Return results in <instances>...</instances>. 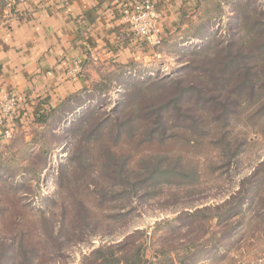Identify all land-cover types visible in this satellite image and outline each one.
Segmentation results:
<instances>
[{"label": "rangeland", "instance_id": "obj_1", "mask_svg": "<svg viewBox=\"0 0 264 264\" xmlns=\"http://www.w3.org/2000/svg\"><path fill=\"white\" fill-rule=\"evenodd\" d=\"M263 10L264 0H201L196 18L159 45L133 35L144 54L103 66L78 106L0 143V264H249L264 255V79L240 97L238 82L206 92L221 103L194 104L193 118L165 113V131L140 119L172 97L145 84L183 73L195 51L209 55L205 66L223 64L216 47L256 39L241 22ZM138 88L127 125L121 111Z\"/></svg>", "mask_w": 264, "mask_h": 264}, {"label": "crops", "instance_id": "obj_2", "mask_svg": "<svg viewBox=\"0 0 264 264\" xmlns=\"http://www.w3.org/2000/svg\"><path fill=\"white\" fill-rule=\"evenodd\" d=\"M140 1L17 0L8 7L0 0V95H17L20 125L78 106L100 81L103 66L125 67L144 54L123 17L126 4ZM152 2L161 13V37L192 22L201 5Z\"/></svg>", "mask_w": 264, "mask_h": 264}, {"label": "trees", "instance_id": "obj_3", "mask_svg": "<svg viewBox=\"0 0 264 264\" xmlns=\"http://www.w3.org/2000/svg\"><path fill=\"white\" fill-rule=\"evenodd\" d=\"M259 16H262L263 19L258 20L255 23L249 24L250 22L246 20L241 22V30H252L255 35H258L256 39H252L248 42L249 44H246L242 34V38L240 40H233L221 45L220 47H216V51L218 52L217 57L219 54L225 56L223 64L218 63L219 61L215 57L210 59V65L205 66V57H208L209 55H204L201 52L195 51L196 57L194 60L188 62V64H185L184 67L179 68L184 70L183 73L179 75L168 74L156 78L149 84L147 83L144 85L147 88L148 86L153 85L154 88H157L155 90H162L158 96L165 92L172 96L166 103L154 108L153 111L151 110L145 114H140V119L145 121L146 125L152 124V126H155L152 128V132L160 131L161 129L163 131L166 130L164 127V123L166 122L164 116L165 113H178V118L181 117V119H188L193 118V116L189 114L188 111L194 110V104L198 103L206 107L210 104L215 105L221 103L218 97H216V99H209V97L206 95V92L209 93L213 90H217V88H223L224 85L226 87H231L233 82H238V87H235L238 91V97L243 95L249 89L254 90L258 80L264 79V40L259 43V40L264 36V10L259 12ZM246 50L249 51L246 53ZM258 57H260L261 60H255ZM252 66H255V70ZM192 75H194V77H192ZM259 85L261 86L262 84L259 82ZM92 91L93 90H91V92ZM143 91L144 89L141 88L135 89V91L130 94L129 104L126 105L121 112L126 115V112L130 110L128 106H133L132 101L140 99L142 96L141 93ZM232 93H235L234 88L229 95L227 94V96H231ZM236 99L234 100L232 98L229 102L231 104L229 105H232L234 102L236 104L238 101ZM223 106L226 107V104ZM46 118L41 117L36 121L41 122ZM132 118V115H126V119H128L126 121L127 125L129 122H131ZM113 121H115V125H118V121L121 122L120 119H117L116 117ZM237 151L238 150L236 149L232 152L228 151V153L231 154L232 157H235ZM136 233H139V231H135L133 234ZM133 234L129 236L131 237ZM103 248L104 247L102 246L96 249L94 252H101Z\"/></svg>", "mask_w": 264, "mask_h": 264}, {"label": "built area", "instance_id": "obj_4", "mask_svg": "<svg viewBox=\"0 0 264 264\" xmlns=\"http://www.w3.org/2000/svg\"><path fill=\"white\" fill-rule=\"evenodd\" d=\"M8 7H12L17 0H5ZM123 17L129 23L133 35L141 38L145 43L159 45L161 38L158 34V24L161 13L152 0H143L123 8ZM79 69H75L78 71ZM19 100L14 93L0 95V143L13 137L20 127ZM249 264H264V255L255 257Z\"/></svg>", "mask_w": 264, "mask_h": 264}]
</instances>
